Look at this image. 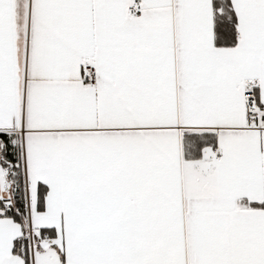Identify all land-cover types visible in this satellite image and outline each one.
Returning a JSON list of instances; mask_svg holds the SVG:
<instances>
[{
  "label": "snow or ice",
  "instance_id": "6c2138e0",
  "mask_svg": "<svg viewBox=\"0 0 264 264\" xmlns=\"http://www.w3.org/2000/svg\"><path fill=\"white\" fill-rule=\"evenodd\" d=\"M0 264H264V0H0Z\"/></svg>",
  "mask_w": 264,
  "mask_h": 264
}]
</instances>
